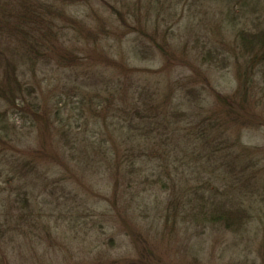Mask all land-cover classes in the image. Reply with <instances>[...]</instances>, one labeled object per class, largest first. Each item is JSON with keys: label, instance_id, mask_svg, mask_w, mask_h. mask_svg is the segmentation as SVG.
I'll list each match as a JSON object with an SVG mask.
<instances>
[{"label": "rangeland", "instance_id": "1", "mask_svg": "<svg viewBox=\"0 0 264 264\" xmlns=\"http://www.w3.org/2000/svg\"><path fill=\"white\" fill-rule=\"evenodd\" d=\"M0 1V80L25 86L0 99V264H264L252 196L241 231L167 217L197 189L235 188L193 136L220 99L245 108L226 136L264 172V70L239 41L264 30V0Z\"/></svg>", "mask_w": 264, "mask_h": 264}, {"label": "trees", "instance_id": "2", "mask_svg": "<svg viewBox=\"0 0 264 264\" xmlns=\"http://www.w3.org/2000/svg\"><path fill=\"white\" fill-rule=\"evenodd\" d=\"M233 1V0H225ZM243 1V0H241ZM260 2V0H258ZM257 1V2H258ZM258 4L253 5L251 8H259ZM2 1H0V4ZM244 6L246 5L243 2ZM264 9V4L263 8ZM239 41L246 50L247 54L250 55L248 61L250 67L252 63L260 66L264 70V30L256 33H240ZM218 60L211 58V62L217 63ZM2 60H0V63ZM5 79L0 80V99L15 104L16 96H19L20 100H24L21 94L25 93L24 83L17 79L14 72L9 73L6 71ZM264 78V73H263ZM247 85L242 84L241 88L247 90L251 84L250 79H246ZM238 95V94H237ZM244 102L248 101V90L243 96ZM224 106L218 115H211L196 123L193 127V136L195 140L203 144L204 152L209 157L210 161L218 162V166H214V170L218 171V180L222 183L228 184L231 187H235L231 190H227L220 193L223 189L218 187V197L215 192L209 190V198L204 196V192L207 188L197 189L194 194L196 196L190 197L187 202L181 205V200H174L170 203L167 211V217L174 218L177 213L184 212L192 218L202 217L205 221L211 223L223 225L228 230H243L248 224L251 218V213L246 206L243 205L244 201L248 200L252 196L255 200L264 204V172H262L259 162L253 157V152L250 150L239 147L241 144L238 142V138L234 142L229 141V137L226 136L228 124L234 121H239L243 118L245 108L240 105L238 106L237 97H230L229 99H220ZM31 101H24L23 105H29ZM33 115L36 113L32 112ZM3 122L2 115L0 113V123ZM159 128H162L161 126ZM3 129H6L4 126ZM214 132L215 136H212ZM2 132L0 129V138ZM211 137L218 141V144L208 143ZM196 141V142H197ZM233 147H237L240 151L238 154H233ZM232 153V154H231ZM232 156V157H231ZM212 157V159L210 158ZM201 158V157H200ZM241 158V159H240ZM206 163L211 164L208 160ZM13 167H16L19 172L22 170L26 171L27 174H38L40 171L34 166L32 161L20 159L13 160ZM260 170V172H257ZM251 172L253 174L251 175ZM263 174L259 179V175ZM42 176V173H40ZM257 177V178H256ZM253 179V180H252ZM249 190V192H246ZM220 196V197H219ZM239 196V197H238ZM238 197V198H237ZM184 209V210H182ZM195 216V217H194Z\"/></svg>", "mask_w": 264, "mask_h": 264}]
</instances>
